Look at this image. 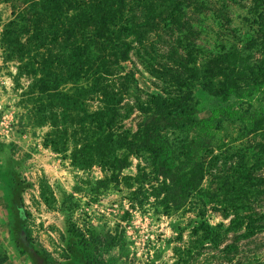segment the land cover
Masks as SVG:
<instances>
[{"label":"rangeland","instance_id":"1","mask_svg":"<svg viewBox=\"0 0 264 264\" xmlns=\"http://www.w3.org/2000/svg\"><path fill=\"white\" fill-rule=\"evenodd\" d=\"M28 1L0 0V207L20 253L34 264H264V0H199L159 25L149 37L157 75L133 45L119 68L133 78L121 131L157 119L156 100L178 122L228 112L211 135L161 128L165 154L123 151L121 172L78 167L74 144L58 154L45 143L52 128L29 111L30 79L1 42ZM91 127L79 137H95Z\"/></svg>","mask_w":264,"mask_h":264},{"label":"trees","instance_id":"2","mask_svg":"<svg viewBox=\"0 0 264 264\" xmlns=\"http://www.w3.org/2000/svg\"><path fill=\"white\" fill-rule=\"evenodd\" d=\"M197 3L200 1L30 0L13 8L14 18L4 28L1 42L18 59V72L30 79L22 94L24 102L33 104L29 111L34 108L38 121L52 128L45 143L58 154L67 151L66 144H74L70 160L78 167L90 166L96 160L111 171L121 172L127 167L123 151L165 154L161 128L191 125L211 135L215 130L213 117L228 109H216L211 117L198 121L186 114L178 122L175 111L164 106L165 100H156L150 105L157 119L133 133L121 131L120 125L125 119L123 96L129 94L128 86L127 90L122 86L133 80L130 73L120 75V64L128 61L136 44L146 67L159 74L154 69L158 64L149 37L158 33L159 25L176 20ZM260 21L264 27V16ZM92 103L97 104L93 110ZM144 106L138 111L151 114ZM87 123L98 132H93L92 139L79 137L84 136ZM86 134L92 133L86 130ZM68 232L80 236L74 230Z\"/></svg>","mask_w":264,"mask_h":264},{"label":"crops","instance_id":"3","mask_svg":"<svg viewBox=\"0 0 264 264\" xmlns=\"http://www.w3.org/2000/svg\"><path fill=\"white\" fill-rule=\"evenodd\" d=\"M3 212L5 210L0 207V264H34L30 258L21 254L14 244L8 230L10 224L5 222Z\"/></svg>","mask_w":264,"mask_h":264}]
</instances>
